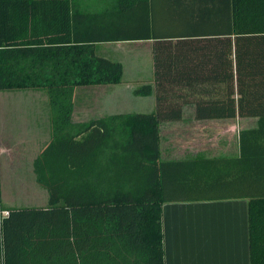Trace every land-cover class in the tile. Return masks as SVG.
I'll list each match as a JSON object with an SVG mask.
<instances>
[{
  "label": "trees",
  "instance_id": "trees-1",
  "mask_svg": "<svg viewBox=\"0 0 264 264\" xmlns=\"http://www.w3.org/2000/svg\"><path fill=\"white\" fill-rule=\"evenodd\" d=\"M208 9L173 42L156 33L151 0H0V91L45 90L51 111V141L33 164L48 205L3 216L0 199V264H166L165 204L247 197L232 159L162 157L161 124L181 121L183 104L198 119L263 114L264 0H225L222 31H203L219 19ZM147 40L156 90L135 95L156 94V111L75 123L77 88L123 80L97 44ZM250 133L264 137L262 126ZM249 241L251 264H264L261 198L249 204Z\"/></svg>",
  "mask_w": 264,
  "mask_h": 264
},
{
  "label": "crops",
  "instance_id": "crops-1",
  "mask_svg": "<svg viewBox=\"0 0 264 264\" xmlns=\"http://www.w3.org/2000/svg\"><path fill=\"white\" fill-rule=\"evenodd\" d=\"M224 5L225 0H151L156 33L163 39L173 42L189 37L188 35L194 32L200 24L196 20L198 6L208 7V12L212 10L213 14L210 16L218 11L217 25L215 26L214 22L212 24L208 20L207 23L203 21L201 24L207 27L202 28L203 31L225 30L227 26L221 21ZM121 43H132L133 50L138 53L139 59L142 57L141 54H145L147 67L142 64L135 69L132 79L128 80L130 84L125 88L126 90L122 87L127 82L124 67L123 80L115 85L121 87L116 98H109L111 91L107 88L110 86L77 88L73 115L75 123H86L114 114H151L156 111V94L145 97L135 95V91L145 85H150L156 90L154 41L101 43L96 46L97 53L99 52L100 56L110 60V55L121 52ZM112 61L121 63V60ZM221 85L219 82L215 89L219 91ZM166 88L170 91H184V88L178 84L167 85ZM236 89L237 78L235 76ZM15 91L22 93L19 95L20 99L6 94L5 99L0 101V186L3 185L4 177L7 182H10L9 167L13 165L26 166L23 170L28 171L34 183L37 184L33 164L51 141V111L46 91L38 89ZM7 92L12 91H0V93ZM79 95H81V102L78 113ZM117 97L122 98L119 100ZM132 97L135 103L139 104L138 107L127 103L131 102ZM26 100L36 103L40 112L39 110L36 112L38 116L33 120L25 115L22 127H17L13 115V103ZM215 102L214 106H223L220 101ZM1 104L6 105L5 118ZM117 106H121V113L108 110L110 107L117 109ZM22 107H24L23 104ZM183 107L184 114L181 121L161 124L163 159L179 160L175 158L178 155L182 156L181 160L196 157L232 159L230 174H236L239 177L236 184L243 188L242 194L247 197L165 204L163 225L166 264H251L249 204L251 199H264V137H256L250 132L258 131L262 126V133H264V110L259 116L206 120L196 117L195 103L183 104ZM21 115L23 117L24 112L17 116L19 120H21ZM236 159L238 165L232 169ZM8 186L13 187L11 182ZM1 194V205L8 203L7 197L2 194V199ZM46 196L45 206L16 208H45L48 205V195ZM9 209L13 207L7 206V209L3 211Z\"/></svg>",
  "mask_w": 264,
  "mask_h": 264
},
{
  "label": "rangeland",
  "instance_id": "rangeland-1",
  "mask_svg": "<svg viewBox=\"0 0 264 264\" xmlns=\"http://www.w3.org/2000/svg\"><path fill=\"white\" fill-rule=\"evenodd\" d=\"M132 45H133L132 43H121V52L116 55H110L111 57H109L111 58L110 60H121V63L124 65L126 69V73H127L126 81L127 82L125 83V85L122 86L124 87L123 89L129 86L130 83H128V80L130 78L132 79L134 75V71L138 66H141L143 64L144 67H147L148 65L145 54H141L142 57L139 59L138 53L135 50H133L134 46ZM98 54L100 53L98 52ZM107 86H110L107 89L111 91L109 92V98H116V95L121 89V87L119 86L116 87L115 85H107ZM26 93L27 92H25V94ZM126 93L129 94V92H126ZM6 94L14 95V97L16 96L17 98H19V95H22V93H19L18 91L0 93V101L5 99ZM79 97L80 98H78L77 100V112L78 113L80 111L79 108H80V102H81V95H79ZM40 98H43V97H40ZM117 98L121 100L122 97H117ZM18 102L20 101L13 103L14 105L13 115H14L15 125L17 127L18 126L22 127L23 125L22 123L24 121L25 115L27 116V118L29 117L33 120L35 119V117L38 116V113L36 112L38 110L40 112V109L37 106V104L34 102H31V100L30 101L26 100L25 102H20V103ZM127 103H129L131 106L134 105L135 107H138L139 105L138 103H135V100H133V97H132L131 102L128 101ZM22 104L24 107H22ZM5 106H6L5 104H1V110L3 108L4 118L6 117ZM108 110L111 112L115 110L113 113H121V106H117V109H115L114 107H110ZM22 112H24V115L23 117L21 115L20 116L21 120H19V117L17 116L22 114ZM131 112H136V111H131ZM164 146L166 145L164 144ZM175 158L180 159L182 158V156L178 155ZM24 167L26 166L13 165L9 167L8 178L10 179V182L13 185V187L8 186L10 182L9 181L7 182L5 180V177L3 178V185L0 186V194L2 193L3 196H6L7 200L9 201L6 204L5 203L2 204L3 210H6L7 206L16 208V207H21V206L22 207L24 206H45L47 204V196H46L47 193L45 192L44 189H42L40 186L34 183L28 171L23 170ZM6 183H8V185ZM2 194H1V197H2ZM6 215H7V212L3 211V216H6Z\"/></svg>",
  "mask_w": 264,
  "mask_h": 264
}]
</instances>
